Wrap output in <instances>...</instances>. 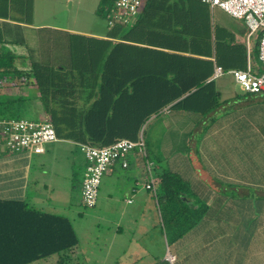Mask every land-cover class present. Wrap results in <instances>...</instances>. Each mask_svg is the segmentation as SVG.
I'll list each match as a JSON object with an SVG mask.
<instances>
[{
  "label": "crops",
  "instance_id": "crops-1",
  "mask_svg": "<svg viewBox=\"0 0 264 264\" xmlns=\"http://www.w3.org/2000/svg\"><path fill=\"white\" fill-rule=\"evenodd\" d=\"M50 1L54 4V0H0V54L11 53L13 64L19 70H30L33 60L39 58L40 30L46 28L112 41V56L115 55L117 60L121 57L123 63V59H128L127 67L111 70L112 75L122 77L167 70V74L172 75L180 68L170 69L164 65L171 54L191 56L190 69L197 74H209V80L215 79L217 66L232 70L247 69L251 65L255 71H262L256 52L260 34L249 36L246 22L220 7L192 0L191 5L184 4L183 13L180 0L155 2L152 5L155 12L150 13L148 21L152 27L143 24L140 29L138 27L141 35L126 40L108 35L112 27H108L106 17L98 14L100 0L92 8V21L87 30L40 22V10L54 11L53 7L49 8ZM68 1H71L72 9L75 0H65L64 5ZM42 5L46 9H42ZM185 24H189L198 36H176V29ZM120 43L137 49L142 47L143 57L138 59L141 68L132 66L134 50L123 55L116 53L115 45ZM189 46L197 50H183ZM0 59H3L1 55ZM233 79L235 83L230 85L215 84L220 104L205 116L195 111L170 108L152 119L159 117L163 139L188 142L191 148L175 159V153L165 152L164 157L169 159L170 170L182 174L190 184L183 200L189 207L192 220L179 230L184 229V232L175 237L173 249L168 252L175 256L173 264H264V93H248ZM7 96L24 97L22 112L31 113L35 120L47 115L33 76L1 77L0 101ZM147 139L146 157L151 168L145 169L136 152L130 154L131 161L128 159L127 166L117 161L103 176L95 205L99 201L101 205L109 202L116 210L122 203L121 216L136 219L138 235L142 237L154 225L149 214L155 204H159L161 216L167 208L160 175L168 166L150 159L149 148L156 150L157 154L159 150L150 142L153 135ZM78 150L85 163L79 183L81 196L86 158L80 142L72 137L58 136L56 141L47 144L44 153L10 151L0 142V199L22 200L35 209L67 216L66 211L73 202ZM126 171L132 174L135 182L132 181L124 193L119 191L117 196L116 182L121 180L118 175ZM151 180H154L155 193L146 188ZM140 181L145 190L139 188ZM157 193L163 200V207L160 200L156 202ZM121 230L122 226L118 224L117 234ZM136 241L137 247L130 253L126 264H139L149 253L146 243ZM168 253L163 259L171 264ZM150 256L152 259L147 264H160V256Z\"/></svg>",
  "mask_w": 264,
  "mask_h": 264
},
{
  "label": "trees",
  "instance_id": "trees-1",
  "mask_svg": "<svg viewBox=\"0 0 264 264\" xmlns=\"http://www.w3.org/2000/svg\"><path fill=\"white\" fill-rule=\"evenodd\" d=\"M114 1L100 0L98 14L106 17ZM191 1L180 0L181 12L184 13L186 9L184 4L191 5ZM155 2L165 3L166 0H146L136 21L131 24H116L108 35L134 40L138 34L141 35L139 29L143 24L152 27L148 21H150V13L155 12L152 6ZM193 2L202 3L201 0H193ZM176 30L178 32L175 33L176 36H198L189 24L182 25ZM76 35L80 37L74 38ZM81 36L87 41L80 43ZM42 38L51 46H46L43 51L39 47V58L33 60L32 67L28 71L19 70L13 64L11 53H1L3 59H0V78L6 75L19 78L33 76L40 92L43 110L50 117L59 137H72L76 142L95 146L110 145L120 135L135 139L143 120L170 104H172L171 108L195 111L204 116L220 104L215 81L209 80V74H197L195 70L190 69L191 56L171 54L164 65L170 69L180 68L172 75H168L167 70L122 77L111 74L113 68H125L127 65L125 59L123 63L120 61L121 57L117 60L115 55L112 56L110 40L101 41L82 34L55 29L52 31L46 28L40 30V39ZM259 42L260 36L256 49L257 56H259ZM98 43L103 44V48ZM121 45L127 44L115 45L116 53L125 54L134 50L132 54L135 55L136 51L137 55L135 60H132L134 62L132 66L141 68L138 59L141 60L143 57L142 47L137 49L135 46L127 45L129 48L122 50ZM185 48L184 51L197 50L190 46ZM47 51H52V56L42 55ZM154 64L156 65L157 62L154 61ZM80 84L88 92L84 97L87 102L86 107L91 105L92 100L93 104L83 112L85 123H66L68 121L64 116H80L77 114L74 102H71ZM24 100L25 98L21 96H7L1 100L0 118H19ZM142 105L149 106V115L142 116L138 112L141 111ZM123 112L126 113L123 115ZM104 117H108L109 120L101 122ZM115 118L118 119V125L115 132H112L110 123ZM135 152L141 164L148 169L146 155ZM128 159L130 162V155ZM169 172L160 175L167 207L164 210L167 213L171 210L172 192L177 190L178 197L185 194L182 190L184 186L180 185V178ZM173 178L178 179L172 181ZM179 201L181 204L178 210L188 213L189 207L182 196L179 197ZM183 232L184 229L176 236H180ZM79 242L78 234L68 216L35 209L22 200L0 199V264H31L52 255H58L61 263L72 261Z\"/></svg>",
  "mask_w": 264,
  "mask_h": 264
},
{
  "label": "rangeland",
  "instance_id": "rangeland-1",
  "mask_svg": "<svg viewBox=\"0 0 264 264\" xmlns=\"http://www.w3.org/2000/svg\"><path fill=\"white\" fill-rule=\"evenodd\" d=\"M64 1L65 0H54V4H52V2L50 1L49 8L52 9L53 7L54 11L49 10L48 12L40 10V12L38 13L39 21L48 22L50 24L70 25L80 30H87L88 26L91 25L92 21V8L98 0H75L72 9L70 6L71 1H68L66 5H64ZM145 1L146 0H143V3ZM99 4L100 2H98V6ZM41 7H43V5ZM42 9H46V6H44ZM101 19L103 20V18ZM79 37V35H76L74 38L78 39ZM42 39H40V44L39 46L37 45V47H40V49L43 51V49L47 48L46 46H51V44H49L46 39ZM81 39L82 41L80 43H84L87 41L86 38H84L83 36H81ZM93 43H95V40L93 41ZM100 46L102 47L104 45L100 44ZM120 47L122 50L129 48V46L127 45H121ZM120 53L123 55V52ZM52 54V51L42 53V55L45 56H52ZM136 55L137 54L135 51V57ZM127 62L128 59L126 58V63ZM224 70L225 73L223 75L214 79L215 84L217 85V83H227L228 85H230L232 83H235L233 79V74L229 72L230 69ZM219 78L221 79L219 80ZM86 91L87 90L85 88L83 89L82 85L80 84L78 90L76 91L77 94H75V96L71 99V102H74L75 108L77 109V114L80 116H64L65 120L68 121L66 123H85V117L83 116V112H85V110H87V108H89L93 104L92 100L91 105L89 107H86L87 102L84 99V97L88 94V92ZM83 99L84 101H82ZM79 102H82V104H79ZM171 105L172 104L160 109L157 112H153L150 115L149 106L142 105L141 111L139 110L138 112H140L142 116H145L146 114H148L149 116L144 119L143 123L140 125L136 138L130 139L137 140L140 135L143 134L149 143V140L147 138H149L150 135H153L154 139L150 142L151 144L153 143L157 147V150H159V154H157L156 150L152 151V148H149L150 159L160 162L161 165L166 164L165 166H168L166 171H170L169 173L180 178V185L184 186V188L182 189L184 192L186 189L190 188V184L186 181L185 178L182 177V174L178 172H172L170 170L168 164L169 159L164 157L165 152L167 154L175 153L173 155V159H175L176 157H180V155H184L186 149H191L189 143L186 142L188 143L187 145L186 143L184 144V141L181 140L163 139L164 136L162 137L161 135L163 126L161 124V121H158L159 117L155 120H152L154 117L158 116L162 112L169 110L171 108ZM125 113L126 112H123V115ZM18 116L19 118L29 117L33 119V115L31 113H27L26 115V111L20 112ZM106 120L108 121L109 118L104 117L102 118L101 122H104ZM117 121L118 119L115 118V120L110 123V131L115 132V129L118 125ZM119 137L123 136L120 135ZM83 158L84 156L78 150V160L76 161V183L72 191L73 202L70 206V209L66 211L67 216L70 218L71 222L74 225V228L78 234L80 241L78 248H76V252L74 253L75 257L72 261L69 260L67 262L61 263L59 262V256L52 255L48 258L38 260L33 264H126V261L130 258V253L133 252L134 247H137L136 240H138L140 244L144 242L145 245L146 243L147 247L149 248V253L145 255V259L139 264H147L152 259L150 255L160 256L162 258L160 260V264H168L163 258L165 257V254L169 252L170 249H173V243L176 233L181 228L186 227V225H189L192 220L190 217L191 214L189 212H180L178 210V206L179 204H181L179 201V197H183V195H179L178 197L177 190L172 192L173 194L170 197L171 210H169L168 213L164 210V215L162 216L160 213H158V210L160 212L159 204H155L154 210L149 214L151 215L149 220L154 225H151V229L147 231L148 234L142 237L141 235H138L139 232L136 228L137 220L134 218L131 220L126 215H123V217L121 216L120 208H122V203L117 205L118 209L115 210L113 209L114 206L109 202L108 204L105 203L101 205L99 201L98 205L94 207H88L82 202V198H80L81 196L79 190V183L82 179V172L85 166V163L83 164ZM166 171H163L162 173H165ZM131 175L132 174L129 171L119 173L118 177L121 180L116 182L117 190L115 189V191L117 193V196H119V191L122 190L124 193L125 189L131 185V182H135L134 178ZM176 180L175 178L172 179V181ZM139 188H141V190H145L143 182L141 181ZM184 193L186 194L187 192L185 191ZM155 197H157L155 198L156 202L160 200V205L162 206L163 200L159 197L158 193ZM118 224L122 226V230L119 232V234H117L116 232V227ZM123 249L127 251H124Z\"/></svg>",
  "mask_w": 264,
  "mask_h": 264
},
{
  "label": "built area",
  "instance_id": "built-area-1",
  "mask_svg": "<svg viewBox=\"0 0 264 264\" xmlns=\"http://www.w3.org/2000/svg\"><path fill=\"white\" fill-rule=\"evenodd\" d=\"M212 6L220 7L233 17L243 19L248 28L249 36L259 33V60L262 71H255L251 65L247 69H232L235 81L248 93H264V0H201ZM143 0H115L107 11L108 27L116 24H131L140 13ZM225 73L221 66L215 68L214 77ZM58 139L56 129L48 115L42 119L0 118V142L14 152L30 150L44 153L47 144ZM86 158V168L81 186L83 203L94 207L98 200L102 178L108 169L117 161L123 166L128 165V157L137 151L146 155L147 146L143 134L137 140L118 139L105 146L81 143ZM151 163L148 162V169ZM146 188L156 192L154 180L146 184ZM167 259L173 263L175 256L168 253Z\"/></svg>",
  "mask_w": 264,
  "mask_h": 264
}]
</instances>
